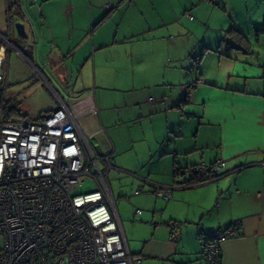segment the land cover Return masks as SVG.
Returning a JSON list of instances; mask_svg holds the SVG:
<instances>
[{
  "label": "crops",
  "instance_id": "obj_1",
  "mask_svg": "<svg viewBox=\"0 0 264 264\" xmlns=\"http://www.w3.org/2000/svg\"><path fill=\"white\" fill-rule=\"evenodd\" d=\"M222 2L0 0L2 87L32 83L39 73L63 91L35 116L4 97L25 120L53 111L59 98L68 104L75 88L80 98L97 84L141 95L102 108L114 136L112 170L129 179L120 199L126 229L115 209L128 251L140 256L134 264L196 261L202 239L238 220L236 235L220 243L222 264H264V32H257L264 21L231 28L233 19L215 6H231ZM13 21L28 26L30 38L18 36ZM228 26L244 36L241 44L227 42ZM122 121L138 132H121ZM218 159L226 164L220 177L177 186L186 168ZM144 180L173 186L172 197H157Z\"/></svg>",
  "mask_w": 264,
  "mask_h": 264
},
{
  "label": "built area",
  "instance_id": "obj_2",
  "mask_svg": "<svg viewBox=\"0 0 264 264\" xmlns=\"http://www.w3.org/2000/svg\"><path fill=\"white\" fill-rule=\"evenodd\" d=\"M5 63L0 48V87ZM225 166L222 159L199 162L186 168L177 186L218 178ZM112 169L109 155L96 153L65 99L38 120H5L0 109V264L139 263L140 256L128 251L110 193ZM86 178L95 189L79 192ZM142 185L164 200L172 197L173 186ZM142 191L139 186L135 193ZM239 225L202 239L198 259L186 264H222L220 243Z\"/></svg>",
  "mask_w": 264,
  "mask_h": 264
},
{
  "label": "rangeland",
  "instance_id": "obj_3",
  "mask_svg": "<svg viewBox=\"0 0 264 264\" xmlns=\"http://www.w3.org/2000/svg\"><path fill=\"white\" fill-rule=\"evenodd\" d=\"M218 1L223 3L222 0H213L215 3ZM229 2L231 5L230 7H228L226 4H217L215 6H217L220 11L225 10L224 12L228 14V18L233 19L231 28L236 27L238 24L240 28L242 27L241 30H244L246 26H243L242 24H247L248 18H253V21L255 22L264 21V0H229ZM14 24L15 22L13 21V27L15 31L16 29ZM229 27L230 26H228L227 29H229ZM25 28L28 38H30L31 34L29 27L25 26ZM227 34L229 36V40H227V42H229L231 45L240 43V41H236L234 39V34L231 30H229ZM249 37L253 42V33H251V36ZM223 50H225V47ZM75 75L76 73L73 74V76ZM34 80L37 82L34 83ZM39 80L43 82V77L37 73L34 74V79H31L32 83H28L23 86L19 85L18 87L9 90L8 88H10V86H5L4 97L7 100V103L10 105H17L23 112L29 114V116H35L43 113L49 106L53 105V99L54 97L56 98L54 92L56 91L59 93V95H62L63 91L56 88L51 83L48 84L45 81L44 83H41ZM70 85L72 87L73 83H70ZM131 89H110L104 88V86L98 84L95 86L91 85L90 90H87L88 93L85 94L86 96L83 95L81 98L78 97V94L81 92V90L76 88L72 89L73 94L68 99V106L71 110V113L79 123L82 133L99 156H104L110 153L108 144L110 145L112 137H114H111V131L109 129V124L106 117L105 120L103 118L102 108L108 107L111 108V111H114L115 108L119 106L129 105L131 101L141 96L137 91ZM6 91L7 93H5ZM95 121H99V125H97ZM129 124L130 123L126 121L118 123L121 132H125V130L128 128H134L138 132V126ZM101 132H104L105 136L102 135ZM144 145L145 143L141 144V146ZM114 158L115 155L112 154V159L110 161L112 165H116ZM99 164L102 170L105 171V165L101 160L99 161ZM107 181L112 199L122 219V227L126 229L125 219L122 217L120 199L122 198V195L128 193L130 190V186L128 185L129 179L128 177L125 178V175H123L121 172L112 170L108 174ZM93 189H95V183L91 179L86 178L79 187V192H87Z\"/></svg>",
  "mask_w": 264,
  "mask_h": 264
},
{
  "label": "trees",
  "instance_id": "obj_4",
  "mask_svg": "<svg viewBox=\"0 0 264 264\" xmlns=\"http://www.w3.org/2000/svg\"><path fill=\"white\" fill-rule=\"evenodd\" d=\"M229 30H231L232 33L234 34V39L236 41H243L242 38H244V36H242V34L240 32L235 31L233 29H229ZM257 32L258 33L259 32H264V26H262L261 29L257 30ZM0 109H2L3 118L5 120H12L11 119V115H9L11 112L14 113L16 115V117H18L21 120H25L26 117H27L24 113H22V111L19 108L15 107V106H9L6 103V101L4 99V88L3 87H0ZM4 112H5V114H4ZM40 118H42V117H40ZM40 118H38V119H40ZM38 119H36V120H38ZM191 184H193V182H191Z\"/></svg>",
  "mask_w": 264,
  "mask_h": 264
},
{
  "label": "water",
  "instance_id": "obj_5",
  "mask_svg": "<svg viewBox=\"0 0 264 264\" xmlns=\"http://www.w3.org/2000/svg\"><path fill=\"white\" fill-rule=\"evenodd\" d=\"M28 24L30 25L29 22H28ZM15 29H16V32H17L18 36H20L21 38H25L26 39L28 37V34L26 33L25 26H24L23 23L17 22L15 24Z\"/></svg>",
  "mask_w": 264,
  "mask_h": 264
}]
</instances>
